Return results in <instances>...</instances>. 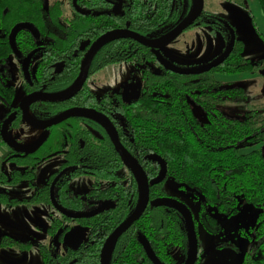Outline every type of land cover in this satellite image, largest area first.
Segmentation results:
<instances>
[{
	"label": "trees",
	"instance_id": "trees-1",
	"mask_svg": "<svg viewBox=\"0 0 264 264\" xmlns=\"http://www.w3.org/2000/svg\"><path fill=\"white\" fill-rule=\"evenodd\" d=\"M133 1L136 2L135 6L128 10L132 20L131 30L147 37L168 31L187 17L193 7L192 0ZM234 1L247 7L246 0ZM258 1L264 14V0ZM19 15V11L13 14L0 12L2 30L9 31ZM196 26H210L212 32H220L225 41L224 50L234 33L232 52L220 65L198 74H180L163 69L154 72L145 70L141 95L134 105L122 103L115 93L107 92L100 98L105 101L107 109L115 107L124 118L129 134L124 136L121 133L122 142L151 180L159 177L162 169L159 158H162L168 167L167 177L173 178L180 188L195 190L201 198L196 224L200 221L209 231L218 232L219 220L214 212L231 217L239 212L242 200L260 209L252 228L257 244L244 255L243 264H264V255H259L261 252L264 254V153L261 148L241 151L242 148L264 141V104L249 103L248 94L242 85H227L217 78L218 74L263 73L264 57L252 59L244 55L245 41L239 37L235 26L214 12L204 10L191 28ZM99 29V33H102L111 27ZM76 44L78 39L75 36L72 41L61 46L69 50ZM0 52L3 56L8 53L6 43L0 46ZM152 60L151 50L147 47L132 40L120 39L98 50L91 72L111 64L134 61L148 63ZM62 86L61 83L59 87ZM83 95L86 102L97 106L99 97L93 91L85 89ZM14 96V88L6 86L0 76V101L10 106ZM117 100L120 101L116 106L113 102ZM241 100H245L248 105L242 117L229 116L220 108L228 102ZM196 107L203 111L205 122L197 115ZM89 148L91 163L106 179H113L122 161L110 139L107 137L101 144L93 140ZM34 161L30 159L24 163L33 164ZM128 175L131 181L129 185L121 182L127 176L122 179L117 176L115 179L119 182L115 186V194L105 195L119 197L118 207L94 219L95 227L104 225V233L100 232L97 236L102 241L137 206L138 188L132 175ZM107 190L110 191V188ZM167 195L173 196L164 189L162 181L150 186L151 199ZM137 233L149 240L156 254L166 263H176L172 254L174 248L183 253L187 251L186 227L180 213L166 204H150L125 235L111 264H121V258L125 259L126 264L150 263L137 239ZM83 263L99 264L98 250L95 249L94 255L91 254L90 259Z\"/></svg>",
	"mask_w": 264,
	"mask_h": 264
},
{
	"label": "flooded vegetation",
	"instance_id": "flooded-vegetation-1",
	"mask_svg": "<svg viewBox=\"0 0 264 264\" xmlns=\"http://www.w3.org/2000/svg\"><path fill=\"white\" fill-rule=\"evenodd\" d=\"M192 1L193 7L188 16L193 13L194 0ZM230 1L236 3L234 0ZM65 4L67 5L68 9L67 13H65L64 10ZM135 4L136 2H134L133 0H53L48 5H46V0H0V12H3L4 14H13L16 11L20 12V15L16 17L17 19L13 22L9 31L5 32L0 27V46H4L5 43L8 46V53L6 55L3 56V54L0 52V76L3 78L6 86H11L15 90L14 100L10 106H7L0 101L3 107H5L4 116L3 118H0V149H7L5 151L3 150L4 158L0 161V204H7L11 208H14L18 205L32 206L45 204L52 206L56 211H52L49 213L50 219L47 232L52 238L57 237L60 243H57L56 240H54L51 243L40 242L38 244V251L42 259V264H84V261H88L90 259L91 254L94 255L95 249L98 250L99 264H101L102 249L106 240L117 227H119L135 212L137 208L136 206L134 211H132V213H130L117 226H115L102 241L101 239L97 238V236L100 232L102 234L104 233V230H102L104 225H101L99 228L95 227L94 219L105 214L107 215L111 210L116 209L119 204V197H105V195H107V193L115 194V188H117L115 186L119 182L117 179H115V177L117 176L121 179L124 176H127L125 181L122 179L121 182H126V184L129 185L131 181L128 173H130L134 178L138 188V193L139 186L133 173L125 165L118 150L116 149L110 132L103 124L90 117L70 116L57 124L48 126L46 128H37L24 121L21 103L27 96L31 94L41 93L45 95H51L67 91V89H69L77 80L81 72L82 62L95 40H97L101 35L110 30L123 28H129L131 30L132 20L130 19L128 10L131 6H135ZM244 8L249 9L248 6ZM206 11L214 12L212 10ZM249 12L251 13V10H249ZM200 16L198 17V19L200 18ZM187 17H185L184 19H186ZM23 24L25 26L14 32L16 27ZM176 25H174L173 27H175ZM101 27H111V29L99 33V28ZM92 28H94V30ZM190 28L191 26L188 29ZM76 29L78 30L76 31ZM168 31L161 33L160 35L151 37L148 36V38H157L167 33ZM212 33L216 34L217 32ZM233 34L234 33H232V35ZM75 36L78 39V44H76L73 48L66 50L65 48H63V46H61L72 41ZM120 39L132 40L138 44H141L136 40L130 38H119L113 41H117ZM110 42L103 44L101 47L107 45ZM224 47L225 41L223 39V48L220 55H222L226 51L228 46L225 50ZM147 48L151 50L153 58V60L149 61L148 63L134 61L131 63L111 64L108 66L123 64L133 65L138 70L141 80L143 72L145 70L154 72L156 70L160 71L161 69H163L175 73H180L170 68H166L164 62H169L173 67L185 70H196L205 66L197 64L182 66L176 61L172 62L161 53V50L164 47L159 49L158 52H155L151 47ZM98 50L95 52L91 59L87 79L85 80L81 89L74 96L62 101L37 100L31 102L28 106L27 112L35 119L47 123L55 117L61 115L62 113L74 108L82 107L95 109L98 112L105 114L110 119L117 130V134L119 136V139L121 140V143L135 158L133 153L122 142L121 133H123L124 136L125 134H129V130L127 129V125L124 122V118L119 115V111L115 107L111 106L107 109L105 107V101L100 97H102L107 92L115 93L118 94L117 96L118 98H120L122 103L126 105H134L140 98L141 85L143 83V80L142 83L135 88H133L132 82L129 81L119 92L108 90L98 95L89 85V80L108 67L104 66L96 70L95 72H91V66L96 54L98 53ZM220 55H218L215 59L209 61V63L215 61ZM13 57L14 59H17L15 62L16 65H14V67L11 63V58ZM12 70H15L16 76L19 77L17 78L18 82L24 91V96L18 104L15 103L17 91L16 86L10 82L13 73ZM259 74L263 75L264 77V72ZM70 79L71 81L68 82V84H64L65 81H69ZM61 83L64 86L59 87ZM85 89H87L88 91H93L99 97L97 106H93L92 104L84 100L85 96L83 95V91ZM120 100L114 101L113 103H115V105L117 106L118 101ZM61 105L62 107L60 108ZM5 122H7V135L12 140V142L15 143L16 147L33 145L37 141L43 139L41 146L35 152L30 154L15 150L7 142H5L2 136V129ZM26 125H29L30 127L38 131L37 135L34 136L32 142L28 144L21 142V138H18L16 136V138H13L10 135L11 130L20 129ZM26 133L29 137H32L34 134L31 131ZM107 137L112 142L117 154L119 155L120 160L122 161V165L116 169L117 174L115 176H112L114 177L113 179H106L98 170L96 165L91 163L88 157L90 153L89 145L91 144V141L95 140L96 143L101 144L106 140ZM30 159H35L33 164L24 163V161H29ZM9 162H13L14 166L8 168L7 165ZM51 164H55V166L53 167L54 170L48 171L47 174H45L44 179L38 183L37 179L39 178V176L44 172L45 168ZM167 174L161 180L163 182V187L164 181L166 180V178H168ZM79 177H90L92 179L91 185L88 190L84 192H78L73 188V182ZM56 178L58 179L56 180ZM55 180L56 182H54ZM149 180L151 181L150 178ZM13 188H15V190L11 192ZM108 188H110V191L107 190ZM165 197H172L179 201H182L191 210L197 232L199 248L198 259L195 264H200L201 249L199 244L200 240L198 226L199 223H201L202 225L203 223L198 221V223L196 224L195 221V219H198V209L200 207V203L195 213L190 204H188L182 198L176 195H167L158 198ZM197 198L198 197H196V199ZM53 200H55L56 203L64 210L78 214H91L93 211L103 207L105 203H109L110 207L93 215L71 217L61 212L58 207L54 205ZM154 200L155 199H151L150 197L148 206L150 204H153ZM176 211L179 212L178 210ZM180 215L183 217L181 213ZM183 220L185 222L187 233V226L184 217ZM136 221H138V219ZM136 221L133 222V224L119 236L112 250L110 264L115 251L122 244L125 235L131 231ZM85 228L87 229L86 236L83 235V229ZM252 228L250 230H252V233L254 234ZM0 229L2 233V235L0 236V250L14 249L17 251V253H19L30 251L33 248V242L31 240H23L13 236L10 233H6L4 232L1 225ZM97 229L101 230L97 231ZM71 231L75 232V237L74 239L70 240L72 244L68 245L65 241V236ZM138 234L139 233H137V235ZM245 235L250 238L255 237V234L252 235L249 232H246ZM141 238L146 237L141 234L137 237L140 244L142 245L146 259H148L151 264H155L153 260L147 255L146 250L141 242ZM147 241L149 242L148 239ZM60 248L62 249L61 251ZM151 248L153 249L152 246ZM252 249L248 250L247 252H250ZM154 253L156 254L155 251ZM172 254L176 258V263L174 264H183L185 262L188 254V233L186 253L179 252L177 248H174L172 250ZM259 255L263 256L264 254L261 252ZM156 256L163 264H169L164 262L157 254ZM150 263L147 262L146 264ZM121 264H126L125 259L121 258Z\"/></svg>",
	"mask_w": 264,
	"mask_h": 264
},
{
	"label": "rangeland",
	"instance_id": "rangeland-1",
	"mask_svg": "<svg viewBox=\"0 0 264 264\" xmlns=\"http://www.w3.org/2000/svg\"><path fill=\"white\" fill-rule=\"evenodd\" d=\"M52 1L46 0V5ZM246 3L249 9H245L230 0H205L204 9L212 10L224 16L235 25L239 37L245 41L244 55L252 59L263 58L264 16L258 0H246ZM64 10L65 13L68 12L66 4ZM249 10H251V13ZM222 48L223 39L220 32L213 34L210 31V26H197L185 30L177 39L165 46L161 53L172 62L176 61L182 66L196 64L203 66L220 55ZM16 60L14 57L11 58L13 67L16 65ZM12 72L10 82L16 86L15 103L18 104L24 96V91L18 82L17 78L19 77L16 76L15 70H12ZM259 75L261 74L255 76L246 73L237 75L220 74L218 78L227 85L245 84L246 87H249L250 83H247L246 80L249 81L253 77H259ZM129 81L132 82L133 88L142 83L138 70L133 65L123 64L108 66L90 79L89 85L99 95L108 90L119 92ZM250 91L249 103L254 105L264 103V92H259L262 91L261 89L258 88L256 91L251 89ZM220 108L229 116L242 117L245 115L248 105L245 100H241V102H228L221 105ZM4 112L5 107L0 103V118H3ZM196 112L201 121L205 122L206 116L203 111L196 107ZM30 131L34 133L32 137H29L26 133ZM37 133L36 129L26 125L20 129L11 130L10 135L13 138H21V142L28 144L32 142ZM258 148H261L264 153V141L252 147L242 148L241 151L249 152ZM3 150L7 149H0V161L4 158ZM13 166V162H9L7 165L8 168ZM54 166L55 164L48 165L37 179V182H41L48 171H53ZM91 182L92 179L90 177H79L73 182L72 186L76 191L84 192L89 189ZM164 189L168 193L185 200L196 213L201 198L197 196L195 190L192 188H180L179 184L171 177L166 178L164 181ZM14 190L15 188L11 192ZM196 197L198 198L196 199ZM259 210L254 204L242 200L239 212L231 217L215 212L220 226V230L217 233L209 232L199 223L200 264H243L245 253L257 244L255 237L250 238L244 233L249 232L254 235L250 229L256 224ZM52 211L56 212L52 206L45 204L18 205L14 208L7 204H0V225L4 232L33 242V248L30 251L17 253L14 249L0 250V264H42L38 244L40 242L51 243L54 240L60 243L57 237L52 238L47 232L50 219L49 213ZM86 233L87 229L85 228L83 229V235L86 236Z\"/></svg>",
	"mask_w": 264,
	"mask_h": 264
},
{
	"label": "water",
	"instance_id": "water-1",
	"mask_svg": "<svg viewBox=\"0 0 264 264\" xmlns=\"http://www.w3.org/2000/svg\"><path fill=\"white\" fill-rule=\"evenodd\" d=\"M204 10V0H194V9L193 13L188 16L186 19L181 21L179 24H177L175 27H173L171 30H169L167 33L157 37V38H148L143 35H140L138 33H135L131 31L129 28H123V29H114L110 30L103 35H101L95 42L92 44L90 50L86 54L81 67V72L77 78V80L74 82V84L67 89V91L58 93V94H51V95H45L41 93L31 94L27 96L21 103V109L23 112V118L24 121L28 124L37 127V128H46L48 126L57 124L64 119L70 117V116H85L90 117L101 124H103L108 131L110 132L113 141L115 143L116 149L118 150L123 162L125 165L131 170L133 173L136 181L138 182L139 186V202L137 205V208L135 212L126 220L124 221L119 227H117L108 237L106 240L103 249H102V259L101 264H110V258L112 254V250L119 238V236L126 231L137 219L140 218V216L144 213L146 210L149 202H150V186L153 184H156L160 182L167 174V164L162 159H160V162L162 164V170L156 179L149 180L145 170L143 167L137 162V160L129 153V151L123 146L121 143V140L119 139V136L117 134V130L110 121V119L103 113L98 112L95 109L92 108H74L71 110H68L61 115L55 117L51 121L45 123L43 121L37 120L34 117L30 116L28 114V106L31 102L37 101V100H44V101H62L65 99H68L72 96H74L82 87L85 80L88 76V69L90 66L91 59L95 52L105 43L113 41L115 39L119 38H130L133 40H136L137 42L141 43L144 46L151 47L154 49L155 52H158L159 49L169 45L172 43L179 35H181L186 29H188L190 26H192L198 17L201 15V13ZM25 26L19 25L15 28L14 32L19 30L21 27ZM235 36L232 35V39L230 44L228 45L226 51L220 55L215 61L201 67L200 69L196 70H185L180 68L173 67L169 62H164L166 68H170L174 71L180 72V73H200L203 71H208L211 68L220 65L232 52L233 46H234ZM137 97V96H136ZM2 136L12 148H14L17 151L25 152L26 154H30L35 152L42 144L43 139L37 141L33 145L29 146H19L16 147L15 143L12 142V140L7 135V122H5L3 129H2ZM58 178H56L57 180ZM56 180L54 182H56ZM54 205L58 207V209L63 212L66 215H69L71 217H82L86 215H93L96 213H99L105 209H108L110 207L109 203H105L103 207H101L98 210L93 211L91 214H78V213H71L63 208H61L55 200H53ZM153 204L156 206L160 205H171L176 210H178L184 217L186 221L187 226V233H188V254L185 262L183 264H195V262L198 259V237L197 232L195 228V223L193 219V214L189 207L183 203L182 201H179L172 197H165V198H158L153 201ZM75 232L71 231L66 234L65 241L68 245H71V239H74ZM2 235L1 229H0V236ZM71 237V238H70ZM141 242L146 250L147 255L153 260L155 264H163L159 258L154 253L153 249L151 248L149 242L146 238H141Z\"/></svg>",
	"mask_w": 264,
	"mask_h": 264
},
{
	"label": "crops",
	"instance_id": "crops-1",
	"mask_svg": "<svg viewBox=\"0 0 264 264\" xmlns=\"http://www.w3.org/2000/svg\"><path fill=\"white\" fill-rule=\"evenodd\" d=\"M261 12H262V9H261ZM262 14H263V12H262ZM263 16H264V14H263ZM253 76H255V75H253ZM246 82L250 83V85H249L250 88L246 87L245 84H243L244 88L246 89V91L249 95V98L251 96V91H250L251 89H252V91H253V89H254V91H256L259 88L262 90V91H259L260 93L264 92V77H263V75H259V77H253V79H250L249 81L246 80Z\"/></svg>",
	"mask_w": 264,
	"mask_h": 264
}]
</instances>
